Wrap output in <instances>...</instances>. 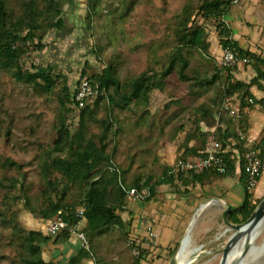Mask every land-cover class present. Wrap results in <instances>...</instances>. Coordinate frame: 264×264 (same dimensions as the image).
<instances>
[{
  "label": "trees",
  "instance_id": "16d2710c",
  "mask_svg": "<svg viewBox=\"0 0 264 264\" xmlns=\"http://www.w3.org/2000/svg\"><path fill=\"white\" fill-rule=\"evenodd\" d=\"M15 1L16 6H12L11 0H0V70L9 73L13 84L30 85L43 93L53 92L58 82H62L58 96L55 138L51 141L40 140L42 153L36 171L42 187L33 194L31 183L21 180L19 176L0 178V186L5 189V209L0 217L5 228L9 229L10 240L19 249V264H60L56 260L46 259L42 246L52 243L60 247L65 244L72 236L70 227L76 226L79 221L77 211L81 207L85 208L84 232L90 246L89 249L79 247L63 264H81L85 259H92L94 264H108L105 254L98 251V239L116 230L119 234L118 241H127L131 231L120 211L129 212L128 191L132 188L140 194L138 200L145 203L157 195L162 185H205L234 175L239 167L240 179L245 187L244 199L241 205L231 209L228 217L236 223H242L250 217L262 198L256 199L254 188H249L247 184L245 164L248 143L246 140L238 141V154L234 155L232 150L226 148V141L232 139L239 131L244 134L248 131L247 115L243 111L231 113V108L237 103L246 106L249 97L255 99L252 86H263L264 59L248 49L238 47L241 56H252V64L256 69V75L249 81L239 79L237 65L219 66L214 58L209 56V42L204 23L219 20L221 32L225 35L221 38L223 46L238 45V42L230 37V29L225 24V17L237 0H188L178 14V23L170 36L173 45L164 54L160 69L147 68L134 78L128 77L124 81L115 75L111 63L107 64L101 73L83 72V75H87L90 82L99 88L96 98L88 101L83 107H79L75 101L76 88L71 91L66 77L54 72L52 66L50 69L37 66L32 69L26 67L23 62L29 46H43L40 41L35 42L42 36L40 32L61 30L65 27L63 12L65 3L69 0ZM106 8L105 0H88L86 28L98 48L102 45L101 39L111 45L119 38L118 32H112L110 29L112 18L111 13L104 12ZM127 11L119 14L117 18L124 19ZM105 17V23L100 25L98 20ZM158 48L159 46H154L152 53ZM191 50H198L215 69L211 74L200 77V80L198 77L194 78L195 82L202 86L200 91L205 92L210 88L209 85L218 80L220 82L215 95H204L198 99L191 112L178 124L175 136L170 138V142L177 144L175 162L204 156L207 142L213 137L221 141L227 149L224 153L227 170L221 173L208 169L200 173L184 174L159 159L160 147L156 151L160 164L156 166H159L162 172L143 174L142 177L138 176L130 184H126V169L114 160L113 154L106 152L110 133L115 126L114 120L111 116L97 118L98 105L107 97L110 108L123 110L129 108L133 102L148 100L151 90L163 89L167 76L173 70L177 71L180 79H189L186 69L190 63L188 53ZM96 52L98 53V49ZM152 60L160 63V57L156 55H153ZM223 73H226L225 77ZM103 91L106 93L103 94ZM262 100L264 101V97L255 99V105ZM225 103L230 105V109L225 108ZM75 109L79 118L77 124L69 121V114ZM215 109L218 110L216 114ZM262 110L264 111V106ZM90 119L97 120L101 131L90 132ZM191 141H194L193 144H190ZM257 141L254 146L264 160V127ZM54 147L62 149L65 154L55 153L52 150ZM2 165L16 168L20 175L25 174L22 164L10 157H7ZM19 203L24 204L35 218L48 221L55 216H61L69 227L54 237L41 230L26 229L18 223L16 211L13 209V205ZM233 212L240 215V218L231 217ZM174 252L175 248L170 251V257ZM129 264L142 263L138 258H133Z\"/></svg>",
  "mask_w": 264,
  "mask_h": 264
},
{
  "label": "rangeland",
  "instance_id": "374dc122",
  "mask_svg": "<svg viewBox=\"0 0 264 264\" xmlns=\"http://www.w3.org/2000/svg\"><path fill=\"white\" fill-rule=\"evenodd\" d=\"M187 1L105 0L107 8L104 12L111 13L112 18L110 29L112 32H118L119 38L111 45L101 39L102 45L98 48L86 28L88 0H69L65 3L63 12L65 27L61 30L40 32L42 36L35 42L40 41L43 46H29L28 53L23 58L24 65L32 69L36 66L50 69L52 66L54 72L66 77L71 91L77 87L84 73H101L110 63L115 69V75L122 81L128 77L134 78L147 68L160 69L164 54L173 45L170 36L178 23V14ZM16 3L11 0L12 6H16ZM129 6L131 7L128 10ZM125 11L127 14L124 19L117 18ZM106 17L100 18L98 23L104 24ZM204 23L209 42V56L222 66L220 58L224 46L221 38L225 35L221 32L219 20ZM225 24L230 29V37L238 42V45H235L237 49H248L264 59V0H237L225 17ZM154 46L159 48L152 53ZM153 55L160 57V63L152 60ZM188 57L190 63L186 72L190 76L189 79H180L177 71L173 70L167 76L163 89L151 90L148 100H138L123 110L110 108L107 97L98 105L97 118L111 116L114 120L115 126L110 133L106 152L113 154L114 160L126 169V184H130L138 176L142 177L143 174L162 172V169L156 166L160 164L156 151L169 145L170 138L177 132L178 124L187 117L200 97H212L217 91L220 80L209 85L210 88L205 92H201L202 86L195 82V77L200 80V77L215 70L205 56L198 50H191ZM248 63H253L252 56ZM225 75L226 73H223V77ZM61 86L62 82L59 81L53 92L43 93L30 85L13 84L9 73L0 70V178L19 176L21 180L31 183L33 194L42 187L36 171L42 153L40 140L51 141L56 135L55 124ZM78 119V111L75 109L69 114V121L77 124ZM252 119L256 121L254 117ZM88 126L90 132L101 131L96 119H90ZM238 141L242 140L237 132L232 139L226 141L225 146L231 150L236 147ZM257 143L258 141H255L253 145ZM52 150L65 154V151L57 147ZM7 157L22 164L25 174L20 175L16 168L3 166ZM263 173L264 170L262 176ZM4 191L0 186V214L5 209ZM13 209L22 227L41 230L52 237L57 235L48 233V221L35 218L24 204H14ZM195 217L199 224L208 230L201 234L198 242L203 246L190 255L188 260L191 261L188 264H216L219 249L227 234L222 218L203 217L200 213L193 216V219ZM231 217L239 219L240 215L233 212ZM8 231L0 217V264H19V249L10 240ZM71 235L70 241L77 242L76 246L71 247V251H68L71 249L69 244H63L55 251V244L49 243L42 246L43 256L60 264L65 263L70 254L81 247L77 236L72 233ZM118 239L116 230L102 235L98 239V251L105 254L108 264H129L136 258L132 254L129 237L125 243L119 242ZM180 240L174 254L181 245ZM154 260L148 264H160L154 263ZM81 264H94V261L85 259Z\"/></svg>",
  "mask_w": 264,
  "mask_h": 264
},
{
  "label": "crops",
  "instance_id": "0c3cea01",
  "mask_svg": "<svg viewBox=\"0 0 264 264\" xmlns=\"http://www.w3.org/2000/svg\"><path fill=\"white\" fill-rule=\"evenodd\" d=\"M237 72L238 78L246 81L256 75V69L252 63H239ZM262 82L263 86L261 87L256 84L252 86L255 99L264 97V81ZM244 113L247 115L249 124L248 131L244 135L255 143L264 127V111L262 106L251 105ZM252 117L256 120L255 122ZM193 142L191 141L190 144H193ZM168 144L166 147L160 148L158 154L160 160L172 165L175 162L177 144L170 141ZM231 150L234 155L238 154L236 147ZM240 174V168L238 167L234 175L220 178L205 185L199 183L188 187L182 184L162 185L157 195L151 201L145 203L130 198V213L128 211L122 213L130 228V235L145 236L147 234L146 226L149 222L147 220L153 219L154 221L153 230L156 239L154 244H145L144 252L147 255L145 264H148L152 259H155L154 263L161 264L164 261L168 263V259L171 258L170 251L175 248L176 243L179 242L178 240H183L182 238L185 236L197 211L203 217L218 216L222 218L223 205H229L231 208L241 205L244 199L245 187L241 182ZM254 197L256 199L264 197V176H261L257 187L254 189ZM216 202L223 204L218 205ZM203 204H206V206L200 210ZM142 215L146 216L147 222L142 219ZM70 239L65 244H69L70 248L76 246L77 242L72 243ZM54 248L55 251L58 250V246ZM71 250L72 248L68 249V251ZM73 254L74 252L70 256Z\"/></svg>",
  "mask_w": 264,
  "mask_h": 264
},
{
  "label": "built area",
  "instance_id": "2783aa9c",
  "mask_svg": "<svg viewBox=\"0 0 264 264\" xmlns=\"http://www.w3.org/2000/svg\"><path fill=\"white\" fill-rule=\"evenodd\" d=\"M251 60V56H241L240 51L233 44H228L223 47L220 58L221 65L233 67L239 63L247 64ZM99 93L98 85H93L87 75H83L76 87L75 101L79 107L85 106L88 101L94 100ZM255 99L249 97L246 106H240L239 103L231 108V113H238L240 111H247L251 105H255ZM258 106H264V101H260ZM229 104L225 103V108H229ZM230 109V108H229ZM214 113H218L215 109ZM238 136L241 140L248 141V149L246 152L245 170L247 174V184L249 188H256L259 179L264 170L263 159L259 154V150L253 145V141L247 139L243 132L239 131ZM227 149L221 141L215 140L213 137L207 142L206 154L197 158L180 159L172 164L174 170L184 174L200 173L208 169H215L221 173L226 172L227 164L224 153ZM129 196L132 199H138L140 194L135 188L130 189ZM79 221L76 226L70 227L72 234L77 236L80 241V246L89 249V241L84 232L86 224L85 208L81 207L77 211ZM142 219L146 221V216L142 215ZM149 221L146 226L147 234L145 236L130 235L129 244L131 246L132 254L145 264L147 255L145 254V244H154L156 235L153 230V219ZM146 221V222H147ZM69 227L67 221L61 216H55L48 220L46 229L50 234H59L64 229Z\"/></svg>",
  "mask_w": 264,
  "mask_h": 264
},
{
  "label": "bare ground",
  "instance_id": "6f19581e",
  "mask_svg": "<svg viewBox=\"0 0 264 264\" xmlns=\"http://www.w3.org/2000/svg\"><path fill=\"white\" fill-rule=\"evenodd\" d=\"M207 230L208 228L199 224L197 217L193 219L183 243L176 252L179 254L182 264L188 261L191 254L202 248L203 244L198 240L201 234ZM228 261L229 264H264V227L252 229L238 237L230 249ZM216 264H218V260Z\"/></svg>",
  "mask_w": 264,
  "mask_h": 264
},
{
  "label": "water",
  "instance_id": "95a60500",
  "mask_svg": "<svg viewBox=\"0 0 264 264\" xmlns=\"http://www.w3.org/2000/svg\"><path fill=\"white\" fill-rule=\"evenodd\" d=\"M206 204H203L200 210H202ZM231 206L223 205L222 210V222L225 230L227 232L221 247L218 252V264H229L228 255L231 247L235 243V240L243 235L244 233L251 231L252 229L264 227V199L257 205L254 212L250 215V217L242 223H236L229 219L228 214L231 211ZM198 211L195 213V215ZM193 222V220H192ZM192 222L190 225H192ZM190 227V226H189ZM186 237V234L185 236ZM185 238H183L184 240ZM183 240L181 244L183 243ZM191 260L185 262L188 264ZM167 264H182L179 254L175 253Z\"/></svg>",
  "mask_w": 264,
  "mask_h": 264
}]
</instances>
